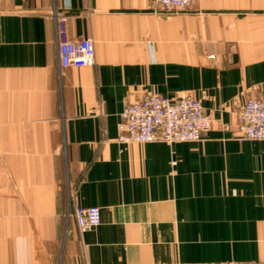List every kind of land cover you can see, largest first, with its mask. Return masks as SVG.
<instances>
[{
    "label": "crops",
    "instance_id": "1",
    "mask_svg": "<svg viewBox=\"0 0 264 264\" xmlns=\"http://www.w3.org/2000/svg\"><path fill=\"white\" fill-rule=\"evenodd\" d=\"M96 63L62 67L58 21ZM147 94L198 99L199 142L116 141ZM264 0H0V264H264ZM100 207L83 234L76 207Z\"/></svg>",
    "mask_w": 264,
    "mask_h": 264
},
{
    "label": "built area",
    "instance_id": "2",
    "mask_svg": "<svg viewBox=\"0 0 264 264\" xmlns=\"http://www.w3.org/2000/svg\"><path fill=\"white\" fill-rule=\"evenodd\" d=\"M164 13L187 11L199 0H153ZM59 59L62 67H87L96 63L93 40H70L68 17L58 19ZM212 121L201 102L192 95L179 99L147 94L126 106L121 114L116 141L121 144H169L199 142L211 130ZM238 139L264 140V99L252 97L238 113ZM73 218L80 234L101 225L100 207H76Z\"/></svg>",
    "mask_w": 264,
    "mask_h": 264
}]
</instances>
